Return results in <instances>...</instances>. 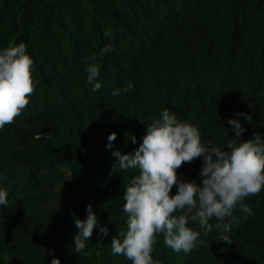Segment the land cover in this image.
I'll use <instances>...</instances> for the list:
<instances>
[{"label": "trees", "instance_id": "obj_1", "mask_svg": "<svg viewBox=\"0 0 264 264\" xmlns=\"http://www.w3.org/2000/svg\"><path fill=\"white\" fill-rule=\"evenodd\" d=\"M19 42L35 84L29 103L0 128V187L8 192L0 264H50L53 256L61 264H130L110 244L126 228L123 195L137 172L114 170L112 151L134 153L164 108L196 124L206 142L234 135L227 121L237 112L254 122L240 117L241 140L264 134V0H0V48ZM107 44L112 50L101 56ZM93 56L102 85L95 92L85 72ZM202 163L182 162L178 179L200 183ZM89 203L108 233L94 228L79 254L71 251L73 216L85 218ZM244 203L253 215L229 233L232 244L213 229L190 253L173 252L161 232L153 258L264 264V188Z\"/></svg>", "mask_w": 264, "mask_h": 264}, {"label": "clouds", "instance_id": "obj_2", "mask_svg": "<svg viewBox=\"0 0 264 264\" xmlns=\"http://www.w3.org/2000/svg\"><path fill=\"white\" fill-rule=\"evenodd\" d=\"M111 50L112 45L107 44L100 49V55ZM91 59L93 62L85 68L86 82L92 84L95 92L102 85L95 56ZM33 72V59L24 42L0 48V128L12 123L29 103L35 84ZM121 91L127 88L113 89L110 95L117 96ZM240 117L254 123L251 114L237 112L227 121L234 135L228 133L222 143L216 144L202 140L196 124L181 120L176 112L164 108L148 123L134 153L112 151L116 158L114 170L137 172L125 185L122 207L126 228L118 229L112 238L113 254L123 256L130 264H160L152 251L161 232L166 247L185 254L198 248L203 243L201 235L207 236L213 229L219 233L217 240L233 243L229 233L253 215L252 208L244 203L245 198L264 188V134L255 132L251 138L241 140L246 128ZM116 135V132L109 134L106 148H112ZM131 141L136 142L134 135ZM197 157L203 161L199 172L201 182L178 179L177 169L182 162ZM174 184L176 192L170 194ZM0 206H8V192L3 187H0ZM237 210L239 217L234 215ZM85 211L83 219L73 216L77 231L71 251L79 254L94 228L104 235L108 233L107 226H99L91 203ZM213 219L215 223H210ZM50 264H61V259L53 256Z\"/></svg>", "mask_w": 264, "mask_h": 264}]
</instances>
